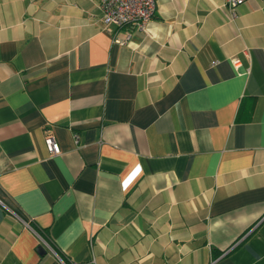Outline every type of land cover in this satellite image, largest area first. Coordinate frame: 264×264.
Segmentation results:
<instances>
[{
  "label": "crops",
  "instance_id": "crops-1",
  "mask_svg": "<svg viewBox=\"0 0 264 264\" xmlns=\"http://www.w3.org/2000/svg\"><path fill=\"white\" fill-rule=\"evenodd\" d=\"M223 3L0 0V264H264V0Z\"/></svg>",
  "mask_w": 264,
  "mask_h": 264
},
{
  "label": "built area",
  "instance_id": "built-area-1",
  "mask_svg": "<svg viewBox=\"0 0 264 264\" xmlns=\"http://www.w3.org/2000/svg\"><path fill=\"white\" fill-rule=\"evenodd\" d=\"M97 8L101 14L102 27L109 25L116 28L131 25L136 31H144L148 21L153 16L155 11V0H96ZM245 0H224L223 6L228 11V16L233 18L235 16V7ZM130 32H125L122 36H118L115 31L111 33V40L117 44H124L129 41ZM76 141V135L74 136ZM44 144L49 153L55 154L59 151L56 141L51 136L44 138ZM16 215V214H15ZM16 217L23 223V225L33 232L37 238V242L41 243L43 247L49 249L56 255L51 247V244L45 240L34 227L30 225V220H24L18 215ZM58 257V256H57ZM59 259V257H58ZM61 259V258H60ZM59 259V260H60ZM62 264L64 261L60 260Z\"/></svg>",
  "mask_w": 264,
  "mask_h": 264
},
{
  "label": "trees",
  "instance_id": "trees-1",
  "mask_svg": "<svg viewBox=\"0 0 264 264\" xmlns=\"http://www.w3.org/2000/svg\"><path fill=\"white\" fill-rule=\"evenodd\" d=\"M34 228H35V227H34ZM35 230L39 233L40 236H42L45 240H47V241L51 244V241H50V239H49V237H48V234H47L45 231L39 229L38 227L35 228ZM36 247H37V251H38L39 253H41L42 250L45 249L41 243H37V246H36ZM63 260H64V259H63ZM65 262H66V261H65Z\"/></svg>",
  "mask_w": 264,
  "mask_h": 264
},
{
  "label": "water",
  "instance_id": "water-1",
  "mask_svg": "<svg viewBox=\"0 0 264 264\" xmlns=\"http://www.w3.org/2000/svg\"><path fill=\"white\" fill-rule=\"evenodd\" d=\"M44 252V249L42 250V253Z\"/></svg>",
  "mask_w": 264,
  "mask_h": 264
}]
</instances>
